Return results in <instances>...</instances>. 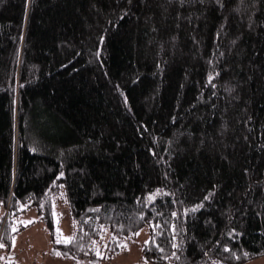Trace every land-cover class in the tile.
<instances>
[{
	"label": "trees",
	"instance_id": "1",
	"mask_svg": "<svg viewBox=\"0 0 264 264\" xmlns=\"http://www.w3.org/2000/svg\"><path fill=\"white\" fill-rule=\"evenodd\" d=\"M0 206L6 255L263 257L264 0H0Z\"/></svg>",
	"mask_w": 264,
	"mask_h": 264
},
{
	"label": "rangeland",
	"instance_id": "2",
	"mask_svg": "<svg viewBox=\"0 0 264 264\" xmlns=\"http://www.w3.org/2000/svg\"><path fill=\"white\" fill-rule=\"evenodd\" d=\"M7 211H4V208L0 206V220L4 214H6ZM56 215L58 216V228L62 231L63 234H67L70 230V219H69V211L65 203L63 201H60L58 203V207L56 210ZM38 215L34 210L28 211L26 213L19 214L15 218H13V225L14 228L16 225H18L20 222L30 223L33 220H36ZM12 219V218H11ZM149 233L148 227L141 228L138 237L135 238V241L129 246L127 252L125 255L120 256L112 260L111 262L106 263H99V264H140V252L141 247L144 243L147 242ZM47 244L49 245V239L46 236V233H40L38 228H31L30 230H27L23 232V234H20L16 237V240L13 244V248L9 255L4 254L6 251H1V255L8 256L5 258H9L11 256H14V259L16 260L17 264H27L30 262V258L32 255H34L36 252H34L32 249L36 248L37 246H40L41 248L45 249L47 248ZM47 258V256L42 255L40 258H36V260L39 261V263L43 262L42 259ZM10 260V259H9ZM8 260V261H9ZM12 262V261H11ZM255 262V261H254ZM69 264V263H68ZM257 264V262H255Z\"/></svg>",
	"mask_w": 264,
	"mask_h": 264
},
{
	"label": "crops",
	"instance_id": "3",
	"mask_svg": "<svg viewBox=\"0 0 264 264\" xmlns=\"http://www.w3.org/2000/svg\"><path fill=\"white\" fill-rule=\"evenodd\" d=\"M35 227L38 228L40 233H44V234L46 233V236L47 237L49 236L44 225H43V223L37 222V223L33 224L32 226H29L28 228L24 229L21 233L17 234L16 237L19 236L20 234H23V232L30 230L31 228H35ZM48 239H49V237H48ZM15 240H16V238H15ZM15 240H14V242H15ZM14 242H13V244H14ZM46 247L47 248L43 249L40 246H37L36 248L32 249L36 253L34 255H32V257L30 258V262L27 264H68V263L69 264H99V263H101V262H87V261H82V260L73 261L71 259L63 257L62 255L56 254L52 250V245L50 243V240H49V245L47 244ZM42 255L47 256V258L43 259V257H42V259L44 261L42 263L41 262L39 263V261H38L39 259L36 260V258L37 257L40 258ZM139 258H140V264H144L142 259H141V252H140ZM254 261L257 262V264H264V256L260 257L256 260H253L247 264H255ZM109 262H111V261H109ZM6 263L17 264L16 260L14 259V256H11L9 258L0 257V264H6ZM102 263H106V262H102Z\"/></svg>",
	"mask_w": 264,
	"mask_h": 264
},
{
	"label": "snow or ice",
	"instance_id": "4",
	"mask_svg": "<svg viewBox=\"0 0 264 264\" xmlns=\"http://www.w3.org/2000/svg\"><path fill=\"white\" fill-rule=\"evenodd\" d=\"M99 254V253H98Z\"/></svg>",
	"mask_w": 264,
	"mask_h": 264
}]
</instances>
